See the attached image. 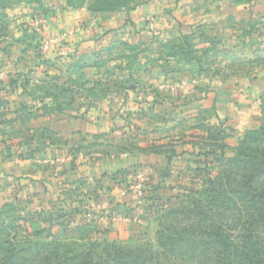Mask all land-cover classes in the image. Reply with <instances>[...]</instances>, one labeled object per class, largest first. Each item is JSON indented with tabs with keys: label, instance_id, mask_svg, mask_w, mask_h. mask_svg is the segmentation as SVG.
I'll return each mask as SVG.
<instances>
[{
	"label": "rangeland",
	"instance_id": "374dc122",
	"mask_svg": "<svg viewBox=\"0 0 264 264\" xmlns=\"http://www.w3.org/2000/svg\"><path fill=\"white\" fill-rule=\"evenodd\" d=\"M216 1L226 0H203L198 14L208 8L213 19L203 21L173 0H0V62L14 64L0 66V207L34 213L33 230L45 226L42 208L73 210L92 221L90 240L157 247L168 210L187 204L221 156H235L246 131L264 125V17L232 13L221 30L216 20L233 9ZM52 2L93 9L111 40L79 54H59L58 38L45 46ZM106 2L114 9L99 11ZM120 28L128 40L116 37ZM78 115L88 129L29 125Z\"/></svg>",
	"mask_w": 264,
	"mask_h": 264
},
{
	"label": "trees",
	"instance_id": "16d2710c",
	"mask_svg": "<svg viewBox=\"0 0 264 264\" xmlns=\"http://www.w3.org/2000/svg\"><path fill=\"white\" fill-rule=\"evenodd\" d=\"M113 7L106 2L99 11ZM239 146L235 156H221L215 172L205 173L200 190L189 191L198 196L168 210L157 247L90 240L92 221L76 219L73 210L42 208L45 226L33 230L34 213L5 203L0 264H264V125L246 131ZM78 233L85 237L74 236Z\"/></svg>",
	"mask_w": 264,
	"mask_h": 264
},
{
	"label": "crops",
	"instance_id": "0c3cea01",
	"mask_svg": "<svg viewBox=\"0 0 264 264\" xmlns=\"http://www.w3.org/2000/svg\"><path fill=\"white\" fill-rule=\"evenodd\" d=\"M207 1V0H204ZM233 2L231 3L229 0H226L224 3L222 4L223 6H230L232 7V11L230 9L226 10V13L223 11L225 9L222 10L221 13V18H218L216 20L217 22V27L219 29H223L224 28V20L229 19L233 14H236L237 12H239V18L236 15V18L239 19H244V14L246 11H249V13H252L254 15H256L257 17H264V0H253L250 5L248 4H244V2H240V1H236L234 2V0H232ZM174 2V6L176 8V10L183 6L185 8H187L188 10L192 9L194 12H190L191 15L193 16H197L199 18H204L203 21L209 20L211 18H208L210 15V11H208V8L203 9L201 14H198L199 11H201V7H206V5L204 4L203 0H173ZM218 2L217 5H219L220 2ZM234 3L236 4V6L234 5ZM198 4V5H197ZM227 4V5H226ZM51 5V4H50ZM52 9H53V13L50 15H46L44 16V18H42L41 20V25H42V29L40 32L41 37L43 38V40H49L51 38H58L59 39V44L62 42L63 44H61L60 46V52L59 54H63L64 52L62 51L63 49L66 50L67 52H73V53H86V52H91L96 50L98 47L104 45L105 43H108V41H110L111 39L108 38V34H104V29L102 26L98 25L97 18L98 16H94L92 15L86 8H69V7H64L63 5L57 3V2H52ZM209 7V6H207ZM216 7V6H215ZM199 8V9H198ZM227 8V7H226ZM236 8V9H235ZM239 8H241L240 11ZM176 10L169 16V32L173 33L176 31L177 26L173 24L177 22V16H176ZM194 13V14H193ZM123 16L120 15L118 18V22H113V25H119L120 23H122ZM264 19V18H263ZM92 21V22H91ZM210 21H213V19H211ZM104 26L106 25L105 23ZM177 24V23H176ZM221 25V26H218ZM118 27V26H117ZM121 27V25H120ZM124 28V27H123ZM123 28H120L119 30H117V34L116 37L120 38H125L124 36H126L127 34H124ZM174 28V30H173ZM216 28V31H218L219 29ZM173 30V31H172ZM220 30V31H221ZM64 32H68V33H64ZM141 35L144 36V34L141 33ZM149 35H153L150 34ZM208 35V34H207ZM145 37V36H144ZM151 36L148 37V35L146 36V39L150 38ZM57 39V40H58ZM125 40H128L125 38ZM58 44L55 45H51V46H57ZM57 49V48H56ZM0 66H2L3 68H12L14 66V64L11 65L10 62H0ZM9 83V82H7ZM237 83L241 86L244 85V89H246L247 87H245L247 83H245V78H237L236 76V85ZM6 84V83H4ZM250 85V84H248ZM239 88V86H236V90ZM251 91L254 92L251 88ZM232 96V95H231ZM227 98L233 99V101H237L236 98H232L230 97V95L226 96ZM240 97V96H239ZM233 104V103H232ZM246 103L243 104V106H245ZM80 117V115H78ZM246 118H248L246 116ZM40 120L39 123H37L36 121ZM47 117H40L39 119H32L29 121V125H31L33 122L36 124H34L33 127L31 128H42V127H49L51 129H54L55 131H60L61 129H63L66 125H68V129H84V126L87 127L88 129V123H86L82 117H80V119H71V120H55L52 121L50 123V126L48 124V120ZM30 127V126H29ZM48 145V144H47ZM46 145V146H47ZM10 147L12 148V146L10 145ZM54 145L49 146L48 145V149H52L54 148ZM2 148H4V143L2 142V140H0V160L2 159H6L2 157ZM55 149V148H54ZM38 153H35L34 156L32 158H36ZM24 156V155H23ZM26 156V155H25ZM9 158L12 159H16L17 162H22L21 160H19L16 156H11ZM24 160H27L24 158ZM30 175V174H29ZM124 202V200H122ZM111 202L110 204L108 203L109 206H111ZM108 206V207H109ZM114 206V205H113ZM105 209H119V208H105ZM129 231L124 230L122 232H120V235H129L128 234ZM115 235V234H114Z\"/></svg>",
	"mask_w": 264,
	"mask_h": 264
},
{
	"label": "built area",
	"instance_id": "2783aa9c",
	"mask_svg": "<svg viewBox=\"0 0 264 264\" xmlns=\"http://www.w3.org/2000/svg\"><path fill=\"white\" fill-rule=\"evenodd\" d=\"M64 33H68V32H64ZM56 40H57V38H51L49 40H44L43 42H44L45 46H47L49 44L50 45L54 44L56 42Z\"/></svg>",
	"mask_w": 264,
	"mask_h": 264
}]
</instances>
